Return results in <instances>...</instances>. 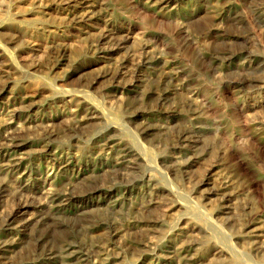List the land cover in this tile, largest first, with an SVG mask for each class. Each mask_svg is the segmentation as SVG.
I'll return each mask as SVG.
<instances>
[{
  "label": "rangeland",
  "instance_id": "rangeland-1",
  "mask_svg": "<svg viewBox=\"0 0 264 264\" xmlns=\"http://www.w3.org/2000/svg\"><path fill=\"white\" fill-rule=\"evenodd\" d=\"M65 259L264 264V0H0V264Z\"/></svg>",
  "mask_w": 264,
  "mask_h": 264
},
{
  "label": "bare ground",
  "instance_id": "bare-ground-1",
  "mask_svg": "<svg viewBox=\"0 0 264 264\" xmlns=\"http://www.w3.org/2000/svg\"><path fill=\"white\" fill-rule=\"evenodd\" d=\"M202 89V91H201V93L205 96V97H207V98H212V99H214L213 98V92L208 88V86H206V87H204V88H201ZM88 118V117H87ZM93 120H95V117L94 118H89L88 119V121H85V122H83V123H81V128H82V131H83V129H89V131H94L95 130V128H97L98 126L96 125V123H97V121H94L92 124H89L91 121H93ZM97 126V127H96ZM80 128V129H81ZM63 135V134H62ZM240 142V141H239ZM241 148V150L242 149H244V146H243V144H241V143H239V149ZM14 191V190H13ZM211 192V191H210ZM216 194H218V196H220L219 197V200H218V202L217 203H214V201L212 202L213 203V205L211 204L210 206H213L214 208H212V209H216L217 210V212L218 213H216L218 216H219V218H220V220L222 221V223L223 224H225V225H229V222L227 221V219L225 218V216L226 215H228V213L231 211V207H229L228 206V203L230 202V200H231V198L233 199L234 197H233V194H234V192L232 191V192H228V193H223V192H218L217 191V193ZM210 196H212V194L211 193H208V192H206V193H204L203 194V198H205V200H209L210 201V199H209V197ZM217 201V200H216ZM215 201V202H216ZM50 216V215H49ZM67 216V215H66ZM49 219H51V221H53V218L51 217H49ZM64 220V219H63ZM189 220V219H188ZM45 221V220H44ZM48 221V220H47ZM58 221V220H57ZM61 221V220H60ZM56 222V221H55ZM188 222V221H187ZM186 222V223H187ZM45 223V222H44ZM43 223V224H44ZM48 223H49V221H48ZM51 223V222H50ZM49 223V224H50ZM58 223V222H57ZM60 223V222H59ZM42 224V223H41ZM40 225V224H39ZM43 226V225H42ZM183 226V225H182ZM191 226V225H190ZM197 226V225H196ZM47 227V225L45 226V228ZM185 227V226H184ZM188 227V226H187ZM38 229V228H37ZM36 229V230H37ZM53 229V228H52ZM185 229V228H184ZM188 229V228H187ZM230 229V228H229ZM39 230H42V229H39ZM38 230V231H39ZM47 230V229H46ZM56 230V229H55ZM55 230H52V231H54V232H57V231H55ZM42 231H44V230H42ZM59 232H60V230H58ZM66 231V230H65ZM190 231H191V233H194V229L193 228H191L190 229ZM31 232V231H30ZM35 232H37V231H33V235L35 234ZM40 232V231H39ZM64 232V231H63ZM170 232V231H169ZM48 233H50V232H48ZM58 233V232H57ZM255 233V232H254ZM52 234H55V233H52ZM58 234H61V233H58ZM187 234V233H186ZM32 235V236H33ZM41 235V234H40ZM57 235V234H56ZM188 235V234H187ZM193 234H191V236H192ZM200 235V234H199ZM30 236V235H29ZM52 237H53V235H51ZM65 236V235H64ZM189 236V235H188ZM195 236V235H194ZM257 236V235H256ZM58 237V236H57ZM182 237V236H181ZM193 237V236H192ZM196 237V236H195ZM30 238H31V236H30ZM36 238V237H35ZM53 238H55V236L53 237ZM186 238H187V236H186ZM190 238V237H189ZM33 239V238H32ZM58 239V238H57ZM191 239V238H190ZM240 239L242 240V242H243V244H244V246H246V248H247V250L249 249L250 251H255V250H259L258 248L257 249H255L256 247L249 241V240H246V238L244 239V237H240ZM29 240V239H28ZM173 240V239H172ZM57 241V240H56ZM155 242V241H154ZM195 242H196V240H195ZM191 246V245H190ZM262 247V246H261ZM179 248V247H178ZM3 249V248H2ZM181 249V248H180ZM178 252V251H177ZM218 255V254H217ZM219 255H221V253L219 254ZM178 256V255H177ZM193 257V256H192ZM222 257V256H221ZM68 260H64L63 261V264H68ZM197 264V263H196Z\"/></svg>",
  "mask_w": 264,
  "mask_h": 264
}]
</instances>
